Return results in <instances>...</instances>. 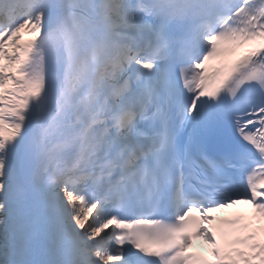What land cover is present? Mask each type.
<instances>
[{"label": "snow or ice", "instance_id": "snow-or-ice-1", "mask_svg": "<svg viewBox=\"0 0 264 264\" xmlns=\"http://www.w3.org/2000/svg\"><path fill=\"white\" fill-rule=\"evenodd\" d=\"M256 217L264 0H0V264H264Z\"/></svg>", "mask_w": 264, "mask_h": 264}]
</instances>
